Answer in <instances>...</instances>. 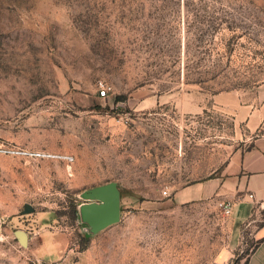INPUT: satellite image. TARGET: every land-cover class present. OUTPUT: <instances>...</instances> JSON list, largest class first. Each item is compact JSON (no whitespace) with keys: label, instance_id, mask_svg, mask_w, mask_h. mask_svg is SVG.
<instances>
[{"label":"rangeland","instance_id":"1","mask_svg":"<svg viewBox=\"0 0 264 264\" xmlns=\"http://www.w3.org/2000/svg\"><path fill=\"white\" fill-rule=\"evenodd\" d=\"M263 84L264 0H0V147L73 157L0 153V264H244L263 208L235 247L222 201L174 195L245 148L212 96ZM111 183L119 220L94 231L81 194ZM42 226L56 262L15 239Z\"/></svg>","mask_w":264,"mask_h":264},{"label":"crops","instance_id":"2","mask_svg":"<svg viewBox=\"0 0 264 264\" xmlns=\"http://www.w3.org/2000/svg\"><path fill=\"white\" fill-rule=\"evenodd\" d=\"M211 103L213 108L230 115L233 131L245 148L231 153L219 175L182 189L174 199L182 203L216 198L232 204L230 217L236 239L232 244L236 247L240 227L251 218L254 206L264 209V84L248 100H243L237 91H228L213 95ZM198 110L193 106L188 111ZM45 232L42 226L36 243L27 234V244L34 245L36 257L53 263L59 259L60 246L49 231ZM254 237L257 243L244 264H264V222L256 228Z\"/></svg>","mask_w":264,"mask_h":264},{"label":"water","instance_id":"3","mask_svg":"<svg viewBox=\"0 0 264 264\" xmlns=\"http://www.w3.org/2000/svg\"><path fill=\"white\" fill-rule=\"evenodd\" d=\"M84 200L98 201L79 208L81 221L88 224L94 231H99L115 224L120 216V193L116 185L111 183L81 194ZM34 209L26 204L23 213H33ZM15 239L22 247H27L28 236L22 230L14 232Z\"/></svg>","mask_w":264,"mask_h":264},{"label":"built area","instance_id":"4","mask_svg":"<svg viewBox=\"0 0 264 264\" xmlns=\"http://www.w3.org/2000/svg\"><path fill=\"white\" fill-rule=\"evenodd\" d=\"M104 95L105 92H102V96ZM0 153L22 157L26 159H32V160H52L66 164H69L73 161V157L67 154L51 153L45 151H30V150L17 149L13 147L12 148L0 147ZM219 206L221 207L222 213L224 215L227 216L230 215L232 211V204H230L229 202H222L219 204Z\"/></svg>","mask_w":264,"mask_h":264},{"label":"trees","instance_id":"5","mask_svg":"<svg viewBox=\"0 0 264 264\" xmlns=\"http://www.w3.org/2000/svg\"><path fill=\"white\" fill-rule=\"evenodd\" d=\"M263 135H264V133H263ZM69 212H70V219H71L72 222H74L76 220V208H75L74 205L70 206ZM60 214L62 215V214H64V212L60 213ZM87 243H88V239L81 237L80 240H79V251H83L85 249Z\"/></svg>","mask_w":264,"mask_h":264}]
</instances>
